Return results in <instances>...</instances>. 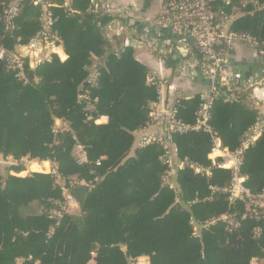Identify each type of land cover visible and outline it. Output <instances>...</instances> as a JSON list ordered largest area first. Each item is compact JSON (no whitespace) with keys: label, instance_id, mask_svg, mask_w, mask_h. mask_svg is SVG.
Listing matches in <instances>:
<instances>
[{"label":"trees","instance_id":"trees-1","mask_svg":"<svg viewBox=\"0 0 264 264\" xmlns=\"http://www.w3.org/2000/svg\"><path fill=\"white\" fill-rule=\"evenodd\" d=\"M12 1L0 0V44L12 49L27 43L40 29L45 6L67 58L53 56L26 68V82L0 61V158L10 159L0 167V264H135L142 257L149 264H250L254 257L264 264L263 213L243 217V205L229 201V171L212 165L207 133L171 134L175 158L185 162L170 177L173 188L165 183V150L157 144L133 146L160 98L158 86L147 83L152 73L123 36L106 35L112 25H123L122 16L105 13L101 0H72L68 7L65 0H20L15 29L7 32L3 10ZM231 29L264 42V0L240 9ZM226 51L217 47L222 57ZM193 54L203 62L194 47ZM153 55L174 68L171 55ZM85 91L91 111L77 99ZM200 103L198 95L176 97V118L194 125ZM261 106L244 82L213 99L208 123L224 148H240L248 129L262 119ZM101 116L107 122L96 124ZM55 120L66 129L54 133ZM76 144L84 147L88 164L72 158ZM24 160L49 161L67 179L98 181L77 188L78 209L56 220L50 212L61 194L51 176L9 173L25 170ZM240 175L252 193L264 194V127L243 152Z\"/></svg>","mask_w":264,"mask_h":264},{"label":"built area","instance_id":"built-area-1","mask_svg":"<svg viewBox=\"0 0 264 264\" xmlns=\"http://www.w3.org/2000/svg\"><path fill=\"white\" fill-rule=\"evenodd\" d=\"M19 1L13 0L3 10L4 31L8 32L15 29V20L19 13ZM33 1L37 4L43 0ZM71 1L65 0L63 6L68 7ZM256 2L257 0H239L238 4L235 5L232 4V0H162L156 25L193 45L203 58V62L199 61L200 69L208 82L209 89L199 95L201 103L194 125L190 126L178 120L175 116L173 105L170 108H164L158 105L159 102L153 103L150 106L151 122L146 128L136 132L134 139L135 148L157 144L165 150V163L168 166L165 183L169 184L170 188H173L170 177L175 172L183 170L185 162L176 160L175 150L170 139L171 134L185 133L187 131L207 133L212 143L208 158L211 160L212 165L229 171V184L225 190L231 203L237 202L243 205L245 209L243 217L246 214L256 216L259 212L263 213L264 216V194L252 193L245 187V178L240 175L242 154L260 137L264 127V116L248 129L240 148L235 151L224 148L219 136L211 128L208 121L213 99L218 95H225L236 84L242 82L237 75L227 72L225 58L217 52V47L223 45L226 49H230L235 44H247L256 51L257 55L264 58V48H261L264 42H259L248 34L237 33L231 29V24L238 16L240 9L253 6ZM101 7L105 13L111 16H122V13L114 10L109 3L104 2ZM54 21L52 12L44 6L39 16L40 29L27 43L24 45L16 43L12 49L0 44V61L6 64L7 69L18 80L26 82V68L34 69L40 64L50 62L53 56H56L61 61L59 55L63 48L57 33L53 29ZM93 80L94 75L92 73L89 81ZM147 83H153L158 86L159 98L162 89L167 85L165 80L157 78L153 74L147 78ZM245 83L253 87V93L257 92L259 94V98H256L255 95L254 97L260 100L262 106H264V70L261 72L260 81ZM77 99L79 102L84 103L86 110H93V102L87 91L79 94ZM103 120H107V117L101 116L95 120V123L98 124ZM55 121L54 133L66 129V124L59 120ZM153 128H155L154 131H152ZM71 155L76 164H88L85 149L81 144H76L73 147ZM102 159L96 160L95 165L99 166ZM9 160V158L0 159L2 162L5 161V164ZM24 161L26 162V160ZM2 162H0V167ZM30 162H26V164ZM37 164L44 166L42 169L43 173L51 176L55 186L60 191L61 202L56 209L50 212V217L56 220H60L65 214L78 209V204L73 194L77 188H91L93 182L98 181V177H95L93 181L75 178L67 179L57 171L51 162L42 161ZM198 172H201V169L195 168V173ZM206 173L210 175L208 171ZM191 225H193L194 234L197 235L199 229L194 222H191ZM254 232L258 235L260 232L259 228L254 229ZM257 262L258 259L256 257L250 260V264H257Z\"/></svg>","mask_w":264,"mask_h":264},{"label":"crops","instance_id":"crops-1","mask_svg":"<svg viewBox=\"0 0 264 264\" xmlns=\"http://www.w3.org/2000/svg\"><path fill=\"white\" fill-rule=\"evenodd\" d=\"M101 1L109 3L114 10L122 13L123 25L120 27L112 25L111 28H107L106 35L110 36V39L114 35H122V42L133 48L137 60L142 62L157 78L166 81L167 85L162 89L158 105L170 108L175 96L192 98L209 89L208 82L201 73L200 63L194 57L193 45L156 25L162 0ZM154 51L160 56L171 55L172 60L175 61L174 68L165 66L163 60L153 55ZM59 56L61 61L67 58L64 50L60 51ZM224 58L227 72L237 75L242 82L261 80L264 58L257 55L251 46L242 43L235 44L227 49ZM253 94L259 98L257 92ZM260 112L264 116V106H261ZM106 122L107 120H103L100 123ZM154 130L155 128L152 129ZM37 163L34 161L27 163L22 172L9 171V173L20 177H25L32 172L43 173L44 166ZM88 264H94V261L91 260ZM135 264H149V261L142 257L138 258Z\"/></svg>","mask_w":264,"mask_h":264},{"label":"rangeland","instance_id":"rangeland-1","mask_svg":"<svg viewBox=\"0 0 264 264\" xmlns=\"http://www.w3.org/2000/svg\"><path fill=\"white\" fill-rule=\"evenodd\" d=\"M107 37L110 39V36H107ZM112 39H113V38H112ZM112 39H111V40H112ZM133 146H134V145H133ZM0 162H2V161H0ZM4 165H5V166L7 165V164H5V161L2 162L1 166H4ZM22 176H25V175H22ZM73 211H74V210H73ZM71 212H72V211H71ZM71 212H70V213H71ZM73 213H74V212H73ZM146 259H147V258H146Z\"/></svg>","mask_w":264,"mask_h":264}]
</instances>
